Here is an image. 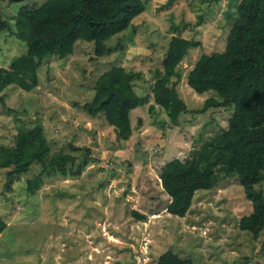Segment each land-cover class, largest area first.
Instances as JSON below:
<instances>
[{
    "label": "rangeland",
    "instance_id": "374dc122",
    "mask_svg": "<svg viewBox=\"0 0 264 264\" xmlns=\"http://www.w3.org/2000/svg\"><path fill=\"white\" fill-rule=\"evenodd\" d=\"M143 1L145 10L107 41L110 51L96 56L93 43L77 41L69 56H43L33 90L7 86L0 93V145L12 144L18 130L39 123L52 147L70 151L71 143L91 150L79 175H44L33 191L25 186L39 171L37 163L13 180L0 166V219L6 223L0 264H156L165 250L194 264H264V231L255 239L238 226L251 203L236 178L197 191L184 216L165 210L169 196L160 183L161 165L191 155L227 126L232 109L186 111L172 123L162 110L151 113L148 100L130 112V139L117 143L112 126L79 105L92 98L99 74L116 65L141 71L135 86L139 94L150 91L172 35L198 42L177 65L176 88L187 108L215 95L198 94L186 75L201 53L223 50L238 0H175L161 9L166 0ZM17 8L0 0L11 23ZM24 49L20 39L1 31L0 65ZM257 187L264 193V181ZM134 209L145 218H137Z\"/></svg>",
    "mask_w": 264,
    "mask_h": 264
},
{
    "label": "trees",
    "instance_id": "16d2710c",
    "mask_svg": "<svg viewBox=\"0 0 264 264\" xmlns=\"http://www.w3.org/2000/svg\"><path fill=\"white\" fill-rule=\"evenodd\" d=\"M7 1L18 4V8L11 17L13 23L0 10V33L8 30L23 42L25 49L7 66L0 65V93L7 86L33 90L43 56H69L77 41L93 43L96 56L110 51L107 41L145 10L143 0H42L38 4L34 0ZM174 1L166 0L158 9ZM196 46L194 39L172 35L161 67L155 68L150 91L139 94L135 86L136 80L142 78L141 71L116 65L99 74L92 98L79 105L91 116L100 114L112 126L117 143L130 139L134 131L130 112L148 100L151 113L162 110L172 123H177L179 115L186 111L232 109L227 126L193 148L191 155L173 157L161 165L160 183L169 196L165 210L184 216L197 191L234 177L251 203V212L240 216L238 226L257 239L264 231V193L257 187L264 181V0H238L223 50L201 53L189 69L187 84L198 94L213 90L215 95L205 98L200 107L188 109L176 88L180 78L177 65L189 48ZM141 121L139 118L138 125ZM69 145L70 151L52 147L46 130L38 123L18 130L12 144L0 145V166L8 169L9 179L13 180L37 163L39 171L26 179V190L33 191L44 175L81 173L91 160V150L88 146ZM81 148L84 152L78 157ZM132 213L145 218L135 209ZM5 226L0 219V232ZM156 264L194 262L165 250L158 255Z\"/></svg>",
    "mask_w": 264,
    "mask_h": 264
}]
</instances>
